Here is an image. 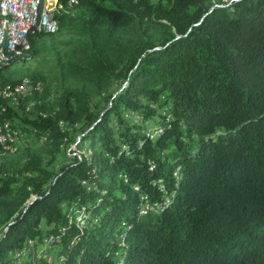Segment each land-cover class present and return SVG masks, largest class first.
Masks as SVG:
<instances>
[{
    "label": "trees",
    "instance_id": "1",
    "mask_svg": "<svg viewBox=\"0 0 264 264\" xmlns=\"http://www.w3.org/2000/svg\"><path fill=\"white\" fill-rule=\"evenodd\" d=\"M61 1L0 72L1 122L42 146L0 153V264L28 240L63 264H264V0ZM59 45L56 75L25 67ZM24 80L41 92L14 104Z\"/></svg>",
    "mask_w": 264,
    "mask_h": 264
},
{
    "label": "bare ground",
    "instance_id": "2",
    "mask_svg": "<svg viewBox=\"0 0 264 264\" xmlns=\"http://www.w3.org/2000/svg\"><path fill=\"white\" fill-rule=\"evenodd\" d=\"M21 2H26L27 18H20ZM64 2H67L71 7L76 0ZM52 3L53 0H0V72L17 58L23 56L30 45L31 39L39 34H54L57 32V17L62 9V1L58 0L57 5L51 6ZM48 7H51V13L48 16V23H45ZM11 20L12 23H18L19 33L17 24H11ZM17 35L18 39H14ZM41 88L40 84H35L33 81H24L14 89H2V93L7 99L10 98L16 104L20 99H26L35 92H41ZM18 99L19 101H17ZM17 107L19 106L17 105ZM12 127L9 123L3 124L0 120V153L14 154L17 151L16 144L21 139V133L15 132ZM147 208L151 209L148 206ZM81 215H83L81 218H83L85 224L84 212ZM61 259L59 262H64V259ZM50 260L49 258V262Z\"/></svg>",
    "mask_w": 264,
    "mask_h": 264
},
{
    "label": "rangeland",
    "instance_id": "3",
    "mask_svg": "<svg viewBox=\"0 0 264 264\" xmlns=\"http://www.w3.org/2000/svg\"><path fill=\"white\" fill-rule=\"evenodd\" d=\"M67 38H73L75 41L77 42H82V40H76L77 36H67ZM74 56V51L73 48H63L62 46L59 45L58 49L56 51H54V53L50 56V59L48 61H34V60H28L27 63L25 64L26 68H31V69H35L38 71H43V72H47L50 73L52 75H56L58 73V66L63 62L66 61L67 59L71 58ZM25 81V80H24ZM149 125H151V123H149ZM18 128V127H17ZM19 131L21 132V141L19 140V142L16 144L17 147V151L14 154H10L11 156L18 154L19 152H21V154L24 152V150L26 149H38L41 146V144H35L34 142L32 143L31 139L27 136L26 133L22 132V129L18 128ZM79 140L72 145V147L64 150V154L62 155V158L60 159L61 163H66L68 162V156L74 157L73 153L77 154V155H81L84 153L83 148L78 144ZM33 199V198H32ZM31 199V200H32ZM85 214V213H84ZM83 215H79L77 218V223L80 224L81 226L84 225V220L83 218H81ZM84 219H87V215H85ZM43 226H45V222L42 223ZM29 244H26L28 243ZM52 241H49L47 244H44L42 246V248L40 250H37L35 252V243L30 242L29 240L24 244V246L22 247L23 249H29L28 253L26 254L25 257H23L22 259V264H35V260L40 259L42 260V258H44V254L46 258H50V262H49V258L46 259L47 264H63L61 262H58V260L56 259V256L53 255V249H46L47 245H52L51 243ZM46 250V252H45ZM15 253L14 257L21 255L20 250L16 249L13 251V254ZM37 254V255H36ZM56 255V254H55ZM62 260V259H60ZM54 262V263H53ZM14 264V262H13Z\"/></svg>",
    "mask_w": 264,
    "mask_h": 264
},
{
    "label": "built area",
    "instance_id": "4",
    "mask_svg": "<svg viewBox=\"0 0 264 264\" xmlns=\"http://www.w3.org/2000/svg\"><path fill=\"white\" fill-rule=\"evenodd\" d=\"M20 4H21V15H20V18H27L26 2H21ZM57 4H58V0H53V3H52L51 6L57 5ZM50 13H51V7H48L46 9L45 23H48V16L50 15ZM11 24H17L18 33H19L18 23H12V20H11ZM14 39H18V35ZM19 93H21V91H19ZM74 155H75V153H73V156ZM46 249H57V250H59V245H49L48 244ZM28 251H29V249H20V253L23 254V257L26 256ZM45 252H46V250H45ZM44 258H45V254H44ZM18 264H22V263H18ZM43 264H44V262H43Z\"/></svg>",
    "mask_w": 264,
    "mask_h": 264
},
{
    "label": "water",
    "instance_id": "5",
    "mask_svg": "<svg viewBox=\"0 0 264 264\" xmlns=\"http://www.w3.org/2000/svg\"><path fill=\"white\" fill-rule=\"evenodd\" d=\"M35 198L32 199V201L34 200Z\"/></svg>",
    "mask_w": 264,
    "mask_h": 264
}]
</instances>
